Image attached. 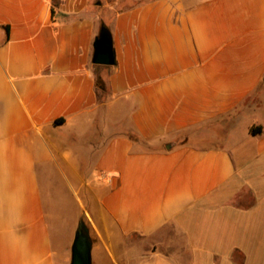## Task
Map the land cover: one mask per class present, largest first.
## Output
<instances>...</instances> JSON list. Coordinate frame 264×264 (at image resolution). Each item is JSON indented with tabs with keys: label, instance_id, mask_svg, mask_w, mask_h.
<instances>
[{
	"label": "crops",
	"instance_id": "1",
	"mask_svg": "<svg viewBox=\"0 0 264 264\" xmlns=\"http://www.w3.org/2000/svg\"><path fill=\"white\" fill-rule=\"evenodd\" d=\"M81 223L92 264H264V0H0V264Z\"/></svg>",
	"mask_w": 264,
	"mask_h": 264
},
{
	"label": "water",
	"instance_id": "2",
	"mask_svg": "<svg viewBox=\"0 0 264 264\" xmlns=\"http://www.w3.org/2000/svg\"><path fill=\"white\" fill-rule=\"evenodd\" d=\"M93 63L100 66H116V53L113 48L112 35L103 27L94 42ZM71 264H92V242L88 230L80 224L72 246Z\"/></svg>",
	"mask_w": 264,
	"mask_h": 264
},
{
	"label": "trees",
	"instance_id": "3",
	"mask_svg": "<svg viewBox=\"0 0 264 264\" xmlns=\"http://www.w3.org/2000/svg\"><path fill=\"white\" fill-rule=\"evenodd\" d=\"M97 86L100 89V91L105 94L106 93V86L105 83L101 80L98 79L97 81ZM259 131H261V128H253L251 129L252 134L257 135L259 133ZM134 141L138 142V140L136 138H134L133 136L131 137Z\"/></svg>",
	"mask_w": 264,
	"mask_h": 264
},
{
	"label": "rangeland",
	"instance_id": "4",
	"mask_svg": "<svg viewBox=\"0 0 264 264\" xmlns=\"http://www.w3.org/2000/svg\"><path fill=\"white\" fill-rule=\"evenodd\" d=\"M142 146H144V145L142 144Z\"/></svg>",
	"mask_w": 264,
	"mask_h": 264
}]
</instances>
